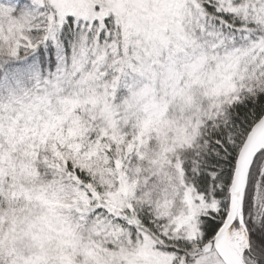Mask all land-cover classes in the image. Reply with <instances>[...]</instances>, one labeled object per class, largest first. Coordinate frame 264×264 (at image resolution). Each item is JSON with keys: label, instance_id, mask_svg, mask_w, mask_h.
<instances>
[{"label": "snow or ice", "instance_id": "1", "mask_svg": "<svg viewBox=\"0 0 264 264\" xmlns=\"http://www.w3.org/2000/svg\"><path fill=\"white\" fill-rule=\"evenodd\" d=\"M0 264H264V0H0Z\"/></svg>", "mask_w": 264, "mask_h": 264}]
</instances>
